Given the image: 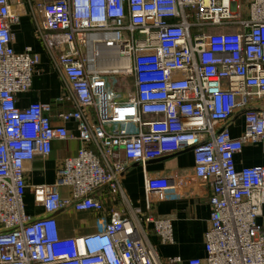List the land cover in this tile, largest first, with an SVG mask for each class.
<instances>
[{
    "label": "built area",
    "instance_id": "built-area-1",
    "mask_svg": "<svg viewBox=\"0 0 264 264\" xmlns=\"http://www.w3.org/2000/svg\"><path fill=\"white\" fill-rule=\"evenodd\" d=\"M25 8L64 80L54 102L18 104L40 62L32 47L14 48ZM114 75L132 78L127 93L109 91ZM263 98L264 0H0V264H264V165L235 163L245 144L264 140V109L246 111L240 137L227 125ZM69 122L82 146L53 183L32 186L46 213L33 217L26 164L76 138ZM187 149L212 187L204 257H162L150 240L173 242L172 219L150 212L173 195L164 175L146 180L144 223L113 211L101 229L61 234L56 212H103L97 190L121 191L130 164Z\"/></svg>",
    "mask_w": 264,
    "mask_h": 264
},
{
    "label": "crops",
    "instance_id": "crops-1",
    "mask_svg": "<svg viewBox=\"0 0 264 264\" xmlns=\"http://www.w3.org/2000/svg\"><path fill=\"white\" fill-rule=\"evenodd\" d=\"M14 48L22 52L30 46L40 56L35 66L32 86L29 91L18 95V104L26 106L34 101L54 102L65 92L64 80L55 69L46 45L41 40L36 28L35 18L29 8L22 12L18 23L12 26ZM71 108L69 103L59 104L54 110V122L60 123L56 111ZM249 109H264V98L255 100L246 107L238 108L227 122L233 137H240L245 130V113ZM68 128L76 138L56 140L52 152L47 156H37L26 164L25 178L27 189L24 205L27 214L33 217L44 216L45 210L36 205L32 186L53 183L57 178V170L65 157L74 155L82 146L77 138L75 122H69ZM119 158L125 160L124 151L119 150ZM237 168L264 165V140L258 143H247L236 154ZM194 153L192 149L167 154L145 163H132L120 177L121 191L112 192L109 186L97 190V195L105 205L103 212H78L66 208L56 212L60 232L63 236H74L103 228L113 211L123 212L144 223L149 213L146 200V180L157 175L170 178L174 187L173 195L153 205L151 213L172 219L173 242L162 243L151 233L150 240L162 257L179 255L185 259L204 257L205 233L209 226L211 208L209 196L211 184L199 181L194 172ZM63 195L70 190L60 189ZM259 221L264 223V207Z\"/></svg>",
    "mask_w": 264,
    "mask_h": 264
},
{
    "label": "rangeland",
    "instance_id": "rangeland-1",
    "mask_svg": "<svg viewBox=\"0 0 264 264\" xmlns=\"http://www.w3.org/2000/svg\"><path fill=\"white\" fill-rule=\"evenodd\" d=\"M133 85L131 77L124 78L122 76L114 75L110 78L109 91L115 93H127ZM125 91V92H124Z\"/></svg>",
    "mask_w": 264,
    "mask_h": 264
}]
</instances>
